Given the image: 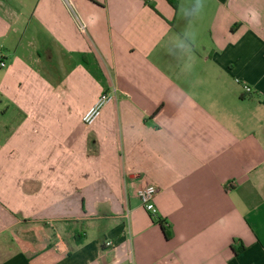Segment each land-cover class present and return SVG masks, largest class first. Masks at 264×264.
Returning a JSON list of instances; mask_svg holds the SVG:
<instances>
[{"label": "crops", "instance_id": "1", "mask_svg": "<svg viewBox=\"0 0 264 264\" xmlns=\"http://www.w3.org/2000/svg\"><path fill=\"white\" fill-rule=\"evenodd\" d=\"M71 1L0 0V264H264V0Z\"/></svg>", "mask_w": 264, "mask_h": 264}, {"label": "built area", "instance_id": "2", "mask_svg": "<svg viewBox=\"0 0 264 264\" xmlns=\"http://www.w3.org/2000/svg\"><path fill=\"white\" fill-rule=\"evenodd\" d=\"M62 1L64 2V4L67 6L70 13L74 17L79 31L81 33H86L87 26L77 14L72 1L71 0H62ZM5 65L6 64L3 59V52L2 49L0 48V67L4 68ZM244 90L248 93L251 92V88L249 86H245ZM113 100H114V95L108 93H102L98 97V99L94 102V104L84 113L82 117L83 124L86 126L93 125L100 117L103 109ZM156 193H157V189L153 185H145L137 190V197L141 205L148 213L152 214L153 216L156 214V208L154 205V198L156 196ZM105 246L111 248L113 247V242L108 241L105 243Z\"/></svg>", "mask_w": 264, "mask_h": 264}, {"label": "clouds", "instance_id": "3", "mask_svg": "<svg viewBox=\"0 0 264 264\" xmlns=\"http://www.w3.org/2000/svg\"><path fill=\"white\" fill-rule=\"evenodd\" d=\"M195 6H196V14L197 16H200V14L203 12L204 10V0H195ZM180 10H183L180 8Z\"/></svg>", "mask_w": 264, "mask_h": 264}, {"label": "trees", "instance_id": "4", "mask_svg": "<svg viewBox=\"0 0 264 264\" xmlns=\"http://www.w3.org/2000/svg\"><path fill=\"white\" fill-rule=\"evenodd\" d=\"M160 223H161L162 225L164 224V222H160ZM163 229H164L166 235L169 236V235H168V232L166 231V229H165L164 227H163ZM78 243H80V241H78L77 244H78Z\"/></svg>", "mask_w": 264, "mask_h": 264}]
</instances>
